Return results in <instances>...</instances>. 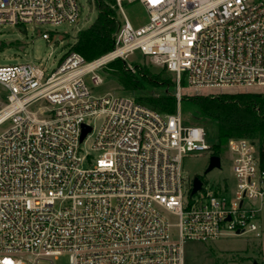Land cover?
Masks as SVG:
<instances>
[{"label": "built area", "instance_id": "obj_1", "mask_svg": "<svg viewBox=\"0 0 264 264\" xmlns=\"http://www.w3.org/2000/svg\"><path fill=\"white\" fill-rule=\"evenodd\" d=\"M149 21L135 27L125 4ZM115 47L93 59L69 51L40 63L0 65V264H186L187 241L255 232L264 208V148L231 137L233 181L192 193L184 157L211 150L202 125L184 124L134 94H94L97 72L135 51L195 90L264 89V0H115ZM79 0H0V26L76 22ZM42 37L50 40V32ZM36 105L35 108H30ZM100 126L95 136V122ZM83 125L91 130L83 139ZM222 160V157H221ZM179 217L177 236L166 212Z\"/></svg>", "mask_w": 264, "mask_h": 264}, {"label": "rangeland", "instance_id": "obj_2", "mask_svg": "<svg viewBox=\"0 0 264 264\" xmlns=\"http://www.w3.org/2000/svg\"><path fill=\"white\" fill-rule=\"evenodd\" d=\"M82 5V12L76 22H63L58 25L53 24H7L0 26V65H11L17 63H40L48 71L55 69L63 57L72 50V46L77 39L78 32L90 26L97 17L98 10L92 6L89 0H79ZM125 12L130 22L139 27L149 21L148 11L139 3H126ZM48 31L52 34L51 39L42 37V33ZM123 62L124 68L129 69L128 64ZM114 60L108 63L97 72L103 77V83L94 85L89 82V86L94 94H134L143 102L147 103L142 96L147 93L170 91L176 95L178 85L175 81V74L167 71L154 56L144 55L141 51H135L128 56L127 62L131 63L137 79L143 85V90H127L118 74L111 71ZM139 69H148L152 74H157L166 70V77H170L175 86L159 87L154 86L147 78L143 77ZM254 91L240 88L202 89L195 90L189 85L187 77H184L181 89L182 99L178 101V109L184 124L202 125L207 133V142L211 146L220 144L222 157L221 168H214L205 172L211 150L190 153L184 157V172L190 180L199 175L205 182L215 184L221 178H228L233 181L231 154L227 151L226 140H220L219 127L216 119L207 116L202 109L188 98L194 95L219 94L221 92H246ZM264 92V89L258 90ZM8 90L0 84V106L7 101ZM177 97V96H176ZM184 98V100H183ZM183 100V101H182ZM39 102L30 108H35ZM149 104V103H147ZM100 121L95 122V131L89 138L91 140L99 126ZM9 124L0 125V134ZM169 221L174 224L172 231L175 236L178 234L177 224L179 217L170 211L166 212ZM259 235L255 232H248L242 235H226L219 240L201 242L187 241L184 245L186 264H264V208L260 212L258 220ZM69 252L64 251L58 256H51L44 260L42 264H70Z\"/></svg>", "mask_w": 264, "mask_h": 264}, {"label": "trees", "instance_id": "obj_3", "mask_svg": "<svg viewBox=\"0 0 264 264\" xmlns=\"http://www.w3.org/2000/svg\"><path fill=\"white\" fill-rule=\"evenodd\" d=\"M89 1L98 10L97 17L89 27L78 32L72 46V50L81 53L88 61L115 47L116 32L120 25L117 10L114 7L115 0ZM50 36H52L51 33ZM116 60L111 66V71L118 74L125 89L143 90V85L137 79L135 72L124 68L120 59ZM165 69L167 70L166 67ZM166 70L152 74L148 69H139L142 76L154 86L164 88L175 86L171 78L166 77ZM142 99L163 112L175 113L178 109L177 97L170 91L147 93L142 96ZM188 99L198 105L207 116L216 119L220 140H226L227 143L231 137H246L258 141L264 148V92L198 94ZM213 153L221 156L220 144L213 146Z\"/></svg>", "mask_w": 264, "mask_h": 264}, {"label": "water", "instance_id": "obj_4", "mask_svg": "<svg viewBox=\"0 0 264 264\" xmlns=\"http://www.w3.org/2000/svg\"><path fill=\"white\" fill-rule=\"evenodd\" d=\"M83 126H84V128H83V132L81 135V139H83L84 136L86 135V133L91 130L90 126H88V125H83ZM221 166H222L221 156L217 155V154H212L210 156L209 164H208L205 172H209V171L213 170L214 168H221ZM201 186H202V179L199 175H197L193 178L192 193H195L198 189L201 188ZM258 264H260V263H258Z\"/></svg>", "mask_w": 264, "mask_h": 264}]
</instances>
